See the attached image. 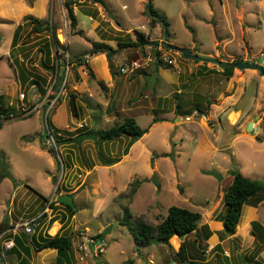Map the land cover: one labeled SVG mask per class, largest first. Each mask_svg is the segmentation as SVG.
<instances>
[{"label": "rangeland", "instance_id": "rangeland-1", "mask_svg": "<svg viewBox=\"0 0 264 264\" xmlns=\"http://www.w3.org/2000/svg\"><path fill=\"white\" fill-rule=\"evenodd\" d=\"M19 1L15 0L14 9L19 8ZM24 1L33 6L34 0ZM67 1L48 0L47 15L42 19L32 15L44 22L43 30L38 32L34 25L27 23L26 17L31 15L23 11L15 15L7 3L0 0V95H3L7 107L21 109L26 106L27 110L31 109L29 114L13 116L8 120L0 117L3 123L0 128V156L10 164L12 176L21 179L19 183L25 186L24 189H15L18 183L10 178L0 182V217L5 215L10 219L9 214L17 205L31 208L30 212L48 205L36 191L46 196L51 191L56 193L60 186V194L73 192L79 203L75 223L80 228L72 230V235L84 237V233L88 232V250L82 251L88 254V264H96L90 244L95 245L97 240L92 239L109 226L111 231L106 240L94 248L99 263L146 264L151 257L155 264L172 259L179 264L181 257L177 251L182 242L178 236L168 244L138 245L127 227L121 224L125 207L129 204L126 197L133 182L145 180L129 205L135 217H143L156 225L167 216L172 206L198 212L201 214L198 229L188 237L187 249L212 264H245L242 258L244 252L249 258H254L257 239L250 235L249 229L253 228L252 223L259 221L264 230V205L257 211L252 208L251 213L249 209L242 211V227L237 228L233 238L224 231L223 219L226 211L224 196L232 183V171L244 170L251 173L253 179L264 182V101L261 105L262 99L252 98L258 83L251 84L246 97L236 107L249 112L242 120L243 126L254 122L255 131L247 132L246 136L231 145L229 151L203 153L193 141L173 148L167 138L169 130L158 127L149 129L127 156L124 151L130 137L124 136L111 142L83 140L78 146L71 143L58 147V163L42 148V138L49 129L67 130L74 138L79 132L106 130L130 116L136 118L140 127L148 129L154 117L163 119L164 113L174 115L176 95L184 102L183 110L190 109L196 102L208 111V98L218 96L214 90L221 81L227 82L222 75L223 68L219 63L208 62L206 67L213 68L215 73L199 76L192 71L203 62L196 63L194 59L184 57L180 50L229 64L239 60L258 65L263 59L264 66V0H153L154 8L166 17L169 24L167 39L160 24L152 28L146 13L147 0H104L106 8L95 0H73L71 8L77 17L75 28L69 18ZM48 26L50 30L46 28ZM51 27L57 30L61 44L67 46V50L60 51H68L70 58L88 53L94 41L105 40L118 48L120 40L124 43L134 41L137 30L144 32L151 41H159L163 62L168 63L165 56L174 64L169 70L160 68L156 72L151 47L127 48L115 56L114 67L119 72L123 63L138 61L142 65L140 70L147 71V75L156 74L159 87L155 86L154 90L147 89V75L139 73V70L129 75H112L106 54L87 56L94 77L77 63H71L69 67L61 64L58 75L62 76L65 72L68 90L79 96V112L74 115L68 91L62 90L54 95L52 87L58 78L41 64L40 51L43 42L50 36ZM19 28L16 47L12 49V39ZM164 42L179 49H164ZM17 56L21 62L24 59L29 72L48 80L45 97L35 94V87L30 90L22 87L14 63ZM250 70L264 81V76L257 70L236 68L235 72L247 74ZM182 82L188 84L186 90H179ZM180 91H183L181 95ZM22 94L26 95L23 101ZM81 123L87 125L85 129L78 130ZM186 129L187 125L178 127L174 135ZM233 137L232 132L225 138L223 147H227ZM46 146H54V142L47 141ZM100 150L118 163L112 167L102 166ZM167 151L169 157L158 154ZM232 152L237 156L232 157ZM175 153L179 154L177 163L174 162ZM213 161L223 168L230 165L232 171L229 176L221 174L223 180L219 181L203 174L204 168ZM49 175L54 176V183L50 182ZM155 175L158 183L153 180ZM25 191H28L27 194ZM38 196L41 199L37 201ZM67 216L69 221L68 213ZM15 217L14 212L13 221ZM245 218H249L250 222L247 223ZM58 228L57 225L51 233L55 234ZM219 245L222 251L218 258L213 247ZM260 249V260L256 264H264V245Z\"/></svg>", "mask_w": 264, "mask_h": 264}, {"label": "trees", "instance_id": "trees-1", "mask_svg": "<svg viewBox=\"0 0 264 264\" xmlns=\"http://www.w3.org/2000/svg\"><path fill=\"white\" fill-rule=\"evenodd\" d=\"M150 1V7L148 10H146V13L150 17V23L152 28L156 27L157 24H160L165 31H168V22L166 20V17L163 16V14H160L158 10H156L153 6V0ZM73 4V0H69L66 2L69 18L71 20L72 27L75 28L77 26V17L71 8V5ZM27 23H30L34 25V28L36 31L41 32L43 30V21L35 18L33 16H27L26 17ZM48 30H50V27H46ZM20 28L15 32L13 42H12V49H15L16 42L18 39ZM136 33V39L134 41H129L128 43L122 42L120 39L118 43V48H114L113 46L109 45L106 42H92V48L91 50L86 54H79L74 56L73 58H70L71 63H77V65L81 67H85L89 74L94 77L93 70L89 66V62L87 59V56H95L97 54H106L109 59V67L110 72L115 77H118L121 73L119 70H117L114 67L115 64V56H117L120 51L127 49V48H135V49H145L146 47H151L153 52V58H154V65L156 67V72L160 68H164L165 70H169L172 68L171 64L163 62L161 55L162 52L159 50V47L161 43L159 41H151L149 39V36H147L142 31L135 30ZM165 34V33H164ZM165 36V35H164ZM168 42V41H167ZM169 45L167 43L163 46L165 49L166 46ZM155 47V48H153ZM61 49H66V47L61 44L57 37V30L51 27V33L48 37V40H45L43 42V47L40 51L42 56V62L41 64L48 69L49 73L52 75H56V78H58L52 87V91L55 93L54 95L60 94L62 90H67L69 94V103L71 111L74 115H78L79 112V105L77 100L79 99V96L76 93H73L68 90L66 78H65V72L62 76L58 75V71L61 68V64L57 67L56 63L54 62V57L56 56V53L60 51ZM171 49L178 50L174 45H171ZM190 52V51H189ZM192 53V52H190ZM22 59V58H21ZM44 59V60H43ZM196 63L204 62L207 64L208 62H214L219 63L220 66L223 68L222 75L225 77L226 80L230 79L232 77L236 67L235 64L239 62V60L226 65L227 63L218 62L215 59L211 58H204L203 60H194ZM134 61L128 62L132 63ZM14 63L17 67L18 77L19 81L23 88H27V90H30L31 88L35 87L34 90L35 94L40 93L41 98L45 97L47 95L46 86L48 85V80L44 77H41L40 75L36 73H31L28 71L27 66L24 64V59H22V62L20 61V58L18 56L15 58ZM139 70V73H142L144 75H147V71L145 70ZM137 71V70H136ZM211 73H215V71L210 70ZM134 73V72H133ZM194 75L192 74V77ZM147 87V86H146ZM181 89L179 90H186L188 88V84H182L180 85ZM155 92V91H152ZM183 91H181L179 94L181 95ZM26 96V95H25ZM179 95H176L174 98L175 102V114L176 116H191L196 112L201 113L202 115H206L208 113L207 110H204L202 107V104L196 103L188 110H183V100L178 97ZM55 97V96H51ZM210 103L207 104L209 106ZM31 109L28 108L27 111H30ZM25 111H22L20 108L15 107H7L5 106V101L3 95H0V117L8 120L12 116H21L24 115ZM160 121H164L163 119H159L157 117H154L152 123H157ZM3 127V123L0 122V128ZM149 129H143L138 124L135 117H126L122 122L114 124L112 127L106 129V130H99V131H89L88 133H97L98 134V141L101 142H111L116 139H119L121 137H130L129 145L127 146L126 150L124 151V155H127L129 152L130 147L139 141L145 134H147ZM82 133L79 132L74 138L71 136V132L67 130H51L47 133H45L44 137L42 138V144L43 148L47 149V151L50 153V155L57 160L58 163V153L57 148L66 146L68 144H73L74 146H78L75 143V140L81 135ZM52 140L54 142V146H46L47 141ZM95 140V141H97ZM100 154V163L102 166H113L114 164L118 163V160L107 158L105 154H103V151H99ZM170 154H162L160 156L162 157H169ZM0 166L2 167V172L0 174V182H2L6 178L13 179L14 183L16 182L12 174L9 170V164L4 160V157L0 156ZM232 183L228 187L225 196H224V202L226 205V211L224 215V231L229 235L233 236L237 232V228L242 227V222L244 215H242L243 207L245 205H258L262 201H264V182L259 180H254L245 177L240 171H232ZM145 180H136L133 182L130 192L127 195L128 199V205L125 207L124 210V216L121 220V224L127 227L128 231L134 238L136 244L138 245H146L151 243H164L168 244L170 240L176 238L175 236H179L182 234H187L184 241L181 243V246L179 248V251L177 254L181 257V263H184L188 260L187 258V246L186 242L188 237L197 231L198 229V221L201 218V214L198 212L191 211L186 208H181L177 206H172L168 209L167 216L159 223V224H151L148 221H146L143 217H135L130 208L129 205L132 204L133 198L138 192V189L140 188L141 184ZM61 187L59 186L56 193H60ZM35 191V190H34ZM37 194H39L38 191H36ZM40 195V194H39ZM255 198V199H254ZM254 199V200H253ZM54 203L50 205L51 208H53ZM65 206L69 212V218H72L77 212L78 208L73 210L71 207L61 204ZM242 216V217H241ZM43 216H41L40 219H42ZM241 219V220H240ZM7 222L9 219L6 220ZM253 228L251 231V235L254 236L257 239L256 246L253 251L256 252V256L253 258L250 256L248 257V254H244V258L251 263H255V258L257 255H259L261 249L260 247L264 245V230H262V226L258 222H254ZM101 236V234L95 236L93 238L94 241L98 240V238ZM16 243L21 247V249H24V244L22 243L21 239L16 237ZM28 242V239H26ZM260 244L259 248L258 245ZM32 245L34 246V250L37 252H40L44 249H55L58 252V264H74V260L72 258L71 252H72V238L67 234H57L56 236L52 237L50 235H46L42 238L41 243H35L32 240ZM213 250L216 253V256L220 257V251H222L221 246L213 247ZM15 251V250H14ZM28 253L31 255L30 251L28 250ZM16 254L18 257L20 256V252L16 250ZM204 264H212L210 262L204 263ZM218 264V263H215Z\"/></svg>", "mask_w": 264, "mask_h": 264}, {"label": "crops", "instance_id": "crops-1", "mask_svg": "<svg viewBox=\"0 0 264 264\" xmlns=\"http://www.w3.org/2000/svg\"><path fill=\"white\" fill-rule=\"evenodd\" d=\"M2 2H4L5 4L7 3V6L10 8L11 11L14 12L15 15L23 11L31 16L36 15L40 19H42L45 15L48 14V0H34L32 7L28 6V4L24 0H20L19 8L17 6L16 9H14L15 0H2ZM35 9H38V11L34 12ZM16 11L17 13H15ZM12 42H13V39H12ZM91 48H92V45L90 47V50ZM210 70H213V68H207L206 64L203 62L201 66L200 65L197 66V69L192 72H195L199 76H204L206 74H210L211 73ZM222 72H223V69H222ZM253 83H258V89L252 93L253 94L252 98H257V100L259 98L262 99V103H261L262 105L264 101V81H262L261 78H259V76L257 77L256 74H254L251 70L247 74H242L241 72L234 71L232 77H230V79H228L226 83L221 81L220 85H218V88L214 90L215 92L216 91L218 92V96L214 95V97L212 96L208 98L207 102L208 103L210 102L211 104H210V109H208V113L206 115H202L201 113L200 115L199 112H196L191 116L185 117V116H176L175 113L174 115L173 113H164L162 115V118L164 121H160L157 123H151V126L148 129L154 130V129H157L158 127H163L169 130L167 138L173 144V148H177L179 147V145L182 146V143L186 141H193L196 144V147L203 153H212V151L215 153L216 152L219 153V152H222L223 150L229 151L233 143H235L241 137L247 135L246 130H247V126L249 122L245 126H243L242 120H245V117L249 115V112L243 111L242 109H236V107H238L240 103L242 102V100L246 97L249 91V88L251 84ZM158 84L159 82L156 84L157 87H159ZM206 122L208 126H206ZM183 125H187L186 131L185 130L183 132L179 131V135H174V133L177 132L178 127H181ZM232 132L234 134V137L231 143H229L227 147H223L225 144V138L228 136H231ZM221 134H223V136H221ZM137 142L134 143L130 147L128 154L132 151V149L135 147V144H137ZM44 150H47V149H44ZM158 154H169V153L167 151V152L158 153ZM231 156L236 157L237 155L235 154V152H232ZM178 157H179V154L175 153V159H174L175 163L178 162ZM229 166L230 165L226 166V168H223L222 166H220L218 162L213 161L210 163L209 166L204 168V171L215 170L218 173L222 174L223 176H226V175L229 176L230 172L232 171L229 168ZM105 167H112V166H105ZM241 173L247 178H250V179L254 178L252 177L253 175H251V173H246L244 170L243 171L241 170ZM206 176H209V175H206ZM13 177L15 181L18 183L15 189L17 188L21 189L23 187V185L19 183L21 179H17L15 178V176ZM53 177H54L53 175H49V180L52 183H54ZM24 188L25 186L23 187V189ZM27 192L28 191H25L26 194ZM51 192L47 194L46 196L39 193L41 197L44 198V202L47 203L49 206L48 205L44 207L40 206L41 208H38L37 210H33L30 212V210H32L31 208L29 207L23 208L21 205H17L16 209H14V212L16 213V217L14 221L12 220V216H14V212L10 213L11 216L9 217L10 218L9 221L12 220L17 225H20L25 221L34 220L41 216H43V218L39 219L38 223L34 226V232L32 234H26L23 228L19 229L17 235L14 237V242H15L14 249L11 251L2 250V254L0 257L2 258L3 261L8 262L9 264H58V252L55 249H44L40 252H37L38 253L37 258H35L34 246L32 245V240L35 243H41L42 238L45 237L46 235H50L54 237L57 234L59 235L67 234L72 238L71 255L74 260V264H88V254H84L82 252L83 250H86V251L88 250V232L86 231L84 233L85 235L84 237L76 238L75 236L73 237L74 234L72 235V230L75 231V229L77 230L78 228H80L79 227L80 225L75 223L78 212L68 221L67 213L69 212V210L65 206L55 202V200L61 194L60 193L57 194L55 192L51 193ZM63 194H68L72 196L76 208H80L78 206L79 203L76 197L74 196L73 192L68 191V192H63ZM39 199L41 198L38 196L37 201ZM52 203H54L53 208L50 207ZM262 205H264V201H262L258 205H251V204L245 205L243 207V210L246 211L247 209H249L248 211L251 213L253 211L252 208H254L257 211L260 207H262ZM56 206H60L61 208L56 209L55 208ZM56 216L57 217L59 216V219H55ZM247 219H248L247 223H249L250 222L249 218H245V221ZM6 220H7V217L5 215L0 217V226H3V228H5L4 226H7L9 222V221L7 222ZM57 225L59 227L57 232L55 234H52L51 231L55 230ZM251 228L252 227H250L249 229L250 232H251ZM6 237L12 238V235L8 234ZM16 237L21 239L22 243L24 244V249L23 248L21 249L18 243H16V239H15ZM230 238H233V236H230ZM26 239H28V242L26 241ZM179 245L181 246V244ZM16 250L20 252L19 257L16 254ZM28 250L30 251L31 255L28 253ZM225 253L228 256V253L226 251ZM259 255H257V257L255 258L254 264H256L260 260V257H258ZM187 258H188V261H191L196 264H204V263L209 262V260L204 259L202 256L196 255L195 252L191 251L190 249H187ZM172 261H175V264H177L175 259H172ZM172 261L166 262L164 260L162 264H171ZM146 264H155V262L150 257ZM179 264H183V263H179Z\"/></svg>", "mask_w": 264, "mask_h": 264}, {"label": "water", "instance_id": "water-1", "mask_svg": "<svg viewBox=\"0 0 264 264\" xmlns=\"http://www.w3.org/2000/svg\"><path fill=\"white\" fill-rule=\"evenodd\" d=\"M97 3L101 4L104 8H106V3L104 0H95ZM150 7V1L147 0V9H149ZM169 37V34L167 31H165V38L167 39ZM220 40V39H218ZM167 43L164 42V45H166ZM167 49H171V45H167L166 46ZM181 54L186 57V58H192L196 61L198 60H203L204 58H202L201 56L199 55H193L191 54L189 51H186V50H180ZM263 64V59H260V62L258 65L256 64H251V63H248V62H238L235 64V67L240 69V70H244V69H253V70H257L259 71L263 76H264V66L262 65ZM227 66L229 65L228 63L226 64ZM146 80H147V83H148V86H147V89L149 90H154L155 86H156V82H157V75L156 74H152V75H147L146 76ZM200 114V113H199ZM247 132H253L255 131V127H254V122H250L247 126ZM98 138V134L97 133H84V134H81L76 140H75V143L76 144H80L83 140H95ZM203 174H206V175H209V176H213L214 178L218 179L219 181H222L223 180V176L218 173L217 171L215 170H207V171H203ZM154 182L155 183H158V178L157 176L155 175L154 178H153ZM57 203L58 204H64V205H67L69 207H71L73 210L76 209V206L74 204V201H73V198L72 196L68 195V194H61L58 196L57 198ZM3 229V226H0V231H2ZM111 231V227H107L101 234V236L98 238L97 242L95 245L93 244H90V251L92 253V256H93V260L96 262V264H102V263H99L97 261V258L96 256L94 255V248L96 245H100L102 244L105 240H106V236L110 233ZM187 236V234H182V235H179V239L181 241H184L185 237ZM37 251L34 250V255H35V258H37ZM242 258L244 260V263L245 264H252L251 262H248L245 258H244V253L242 254ZM172 264H175L174 262ZM183 264H196V263H193L191 261H186L184 262Z\"/></svg>", "mask_w": 264, "mask_h": 264}, {"label": "built area", "instance_id": "built-area-1", "mask_svg": "<svg viewBox=\"0 0 264 264\" xmlns=\"http://www.w3.org/2000/svg\"><path fill=\"white\" fill-rule=\"evenodd\" d=\"M67 47V46H66ZM67 50V49H66ZM56 65L57 67L60 64H63V66L65 67H69L70 64V56H69V52L68 51H58L56 53ZM164 59L168 62V64L173 65L174 61L171 59H168L167 57L164 56ZM142 68V65L140 62L138 61H134L132 63H123L120 67V73L123 75H129L132 74L133 72H135L136 70ZM22 101L25 99V95L22 94ZM22 111H25L26 115L27 113L29 114L30 111H27L26 106H23L21 108ZM23 116V115H22ZM13 117V116H12ZM87 124L85 123H81L79 125V129L78 130H83L85 129ZM9 216H11L9 214ZM39 218H36L34 220H29V221H25L20 225L15 224L12 220H10L7 224V226H4L5 228H3V230L0 232V256L2 254V250L4 251H11L14 249L15 247V242H14V237L17 235L18 231L20 228H23L26 234H32L34 232V226L38 223ZM8 234L12 235V238H7L6 236ZM0 262H2V264H9L6 261H3L2 258L0 257Z\"/></svg>", "mask_w": 264, "mask_h": 264}]
</instances>
